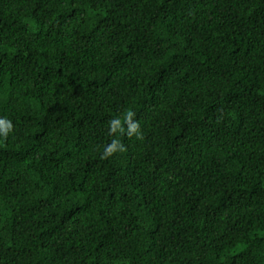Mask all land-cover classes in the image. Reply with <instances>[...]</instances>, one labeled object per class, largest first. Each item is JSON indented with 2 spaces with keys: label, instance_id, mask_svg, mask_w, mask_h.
I'll use <instances>...</instances> for the list:
<instances>
[{
  "label": "trees",
  "instance_id": "obj_1",
  "mask_svg": "<svg viewBox=\"0 0 264 264\" xmlns=\"http://www.w3.org/2000/svg\"><path fill=\"white\" fill-rule=\"evenodd\" d=\"M0 264H264V0H0Z\"/></svg>",
  "mask_w": 264,
  "mask_h": 264
},
{
  "label": "clouds",
  "instance_id": "obj_2",
  "mask_svg": "<svg viewBox=\"0 0 264 264\" xmlns=\"http://www.w3.org/2000/svg\"><path fill=\"white\" fill-rule=\"evenodd\" d=\"M0 123H6V131H10L11 130V128H12V124H11V121H6V122H4V121H0Z\"/></svg>",
  "mask_w": 264,
  "mask_h": 264
}]
</instances>
